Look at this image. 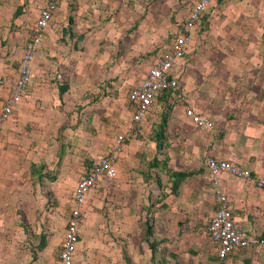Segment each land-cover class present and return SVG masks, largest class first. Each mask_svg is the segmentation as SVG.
<instances>
[{"label":"crops","instance_id":"1","mask_svg":"<svg viewBox=\"0 0 264 264\" xmlns=\"http://www.w3.org/2000/svg\"><path fill=\"white\" fill-rule=\"evenodd\" d=\"M194 1L58 0L34 54V85L29 86V95L26 90L13 111L16 110L17 116L22 112L34 113L30 118L34 119V124H42L41 138L50 131L82 133L81 124H98L101 118L102 124L111 125L112 130L105 134L98 127L91 138L96 140L98 152L104 154L108 147L97 141L104 135L113 137L130 119L131 105L126 96L130 110L124 119L117 99L137 84L147 68L168 51L171 39ZM44 2H19L17 12L21 13L14 18V24L20 31L25 26L27 31L24 30L18 41L17 62ZM211 4L213 2L205 8L197 25L205 20L211 29L214 19L207 13ZM26 11L28 24L23 23ZM238 32L231 42L240 39L242 31ZM210 33L198 36L194 32L183 57L174 64L183 99L180 93L168 90L159 94L153 103L158 104L160 113L151 121L158 123L160 116L165 117L162 138H157L162 142L157 159L164 158L165 163L160 165L166 176L169 173L183 175L165 205L157 203L158 207L150 214V234L146 235L144 228L137 226L142 202H134V207L117 208L113 217L116 243L112 247L111 264H223L206 235V223L216 206L203 163L206 147L215 158L236 163L248 172L246 179L222 173L219 189L227 199L234 221L245 233L264 236V187H257L252 181V177L264 176V64L252 68L249 61L253 57L248 52L226 51L225 46H220L218 51L211 50L215 44L225 42L224 37L217 41ZM195 43L197 49L207 50L189 51ZM11 44L12 40H8L0 47V76L17 75L14 68L17 62L10 57L7 63L6 51ZM66 46L72 49L69 53L64 50ZM56 47L62 51L54 53L52 49ZM142 53L147 56L140 60ZM241 61L246 62L240 64ZM135 69H138L136 73ZM110 92L116 94V101H110ZM0 95L1 106L7 96L2 87ZM94 96L100 100L90 102L88 97ZM185 105L210 120L212 128L193 125L184 115ZM146 115L141 131L126 142L123 151L131 150V154H135L143 144L154 147L152 139L155 138L147 123H143ZM77 124L79 126L75 127ZM10 187L11 182H8L5 189ZM8 203L14 204L13 194L5 191L3 198L0 197V264H57L55 251L62 240V229L54 240L46 239L33 258L30 249L22 246L21 226L17 227L16 219L7 213ZM120 203L124 204V199ZM224 263L264 264V249H235Z\"/></svg>","mask_w":264,"mask_h":264},{"label":"rangeland","instance_id":"2","mask_svg":"<svg viewBox=\"0 0 264 264\" xmlns=\"http://www.w3.org/2000/svg\"><path fill=\"white\" fill-rule=\"evenodd\" d=\"M19 2L20 0H0V47L6 45L8 40H12L10 50L6 51V56L9 58L7 63L10 57L17 62L15 59L18 55V41L26 30L23 26V31H20L14 24V18L21 13L17 12L18 6H21ZM212 2L207 13H210V18L214 19L213 26L211 29L208 28V22L203 20L193 31L198 36H207L210 31L217 41L221 36L224 37L225 43L215 44L214 49L211 50L218 51L220 46H225L226 51L248 52L253 57L248 60L252 68L263 66L264 0H211L210 3ZM219 4L226 6L219 8L220 6L217 7ZM227 9L229 12L225 11ZM23 18V23L28 24L30 19L27 11ZM221 20H225V24L220 25L218 22ZM222 27L223 33H220ZM238 31L243 33L239 35L240 39L231 42L239 34ZM191 48L189 51L192 52L207 50V48L197 49L196 43ZM52 50L54 53L62 51L57 47ZM64 50L69 53L72 49L66 46ZM145 56L147 53H142L138 58L142 60ZM245 62L241 61L240 64ZM17 64L14 68L18 70ZM137 70L135 69L134 72L136 73ZM4 76L9 77V75ZM31 85H34V57L31 62V79L26 87L28 95ZM111 94L110 101L113 99L116 101V94ZM124 95L126 96V92L117 99L121 111L123 110V119L128 117L130 110ZM88 98L90 102L100 100L97 96ZM157 105L155 103L151 106L143 122L147 123L152 137L155 131L161 130L160 125L151 121L160 113ZM12 113L4 122L0 132V186H2L0 197L3 198L5 191L13 194L14 204L6 205L7 213H11L16 219L17 227L21 226L19 229L22 230V246L29 248L30 256L33 257L46 239L54 240L60 229L63 235L73 185L87 171L91 161L102 154L95 146L96 140L91 138L93 132L98 127L104 130L105 134L112 129L111 125L109 127L103 125L100 118L98 124L93 122L81 124L82 133L55 134L50 131L41 138L42 124H34V119L30 118L34 113L28 115L22 112L20 116L16 115V110ZM77 126L79 124L75 125ZM111 141L112 136L104 135L97 143L108 147ZM152 142H155V139H152ZM143 145V148L136 150L135 154H131V150L122 151L115 162V176L100 180L87 194L81 207L73 264H111L112 247H115L114 242L116 243L113 217L118 211L117 208L129 205L134 207V202H142V205H139L140 216L137 226L145 229V224L151 225L150 214L158 207L156 204L165 205L174 193V183L177 179L166 176L160 165L164 158L160 156L157 159L161 147L158 148L156 143L154 147ZM8 182H11L12 187L5 189ZM123 199L124 204L120 203ZM57 252L58 249L55 251V261Z\"/></svg>","mask_w":264,"mask_h":264},{"label":"built area","instance_id":"3","mask_svg":"<svg viewBox=\"0 0 264 264\" xmlns=\"http://www.w3.org/2000/svg\"><path fill=\"white\" fill-rule=\"evenodd\" d=\"M58 0H45L39 7L28 39L24 42L18 61L17 75L13 78L0 76V87L6 90L7 96L0 106V131L3 123L12 115L15 105L26 92L31 79V62L37 47L40 46L49 20ZM211 0H196L187 10L181 29L171 39L169 49L146 70L142 79L126 92V100L131 105L128 124L123 130L113 135L107 151L94 158L87 171L75 182L70 200V208L64 223L62 240L57 252V264H73L78 242V225L81 217V207L89 191L102 179L115 176V162L125 148L126 142L139 134L141 123L153 105L156 97L168 90L180 93L181 86L174 74V64L181 59L192 39V31L199 23L202 13ZM184 115L198 128L211 129L210 120L195 113L189 106H184ZM203 163L209 176L211 191L216 200V206L206 223V235L215 245L218 260L223 264L227 255L235 249L262 248L264 236L247 235L241 225L234 221L227 199L219 189V178L227 173L237 179L249 177L236 163L215 158L208 147L204 150ZM257 187H264V176L252 177Z\"/></svg>","mask_w":264,"mask_h":264},{"label":"trees","instance_id":"4","mask_svg":"<svg viewBox=\"0 0 264 264\" xmlns=\"http://www.w3.org/2000/svg\"><path fill=\"white\" fill-rule=\"evenodd\" d=\"M157 125H160L161 130L159 132L155 131V133L153 135L155 137L156 146L158 148H160V147L162 148V142L158 141L157 138H162V135H163L162 132H163V129L165 127V117L163 118L162 116H160V121L157 123ZM164 163H165V161L163 160L161 164L163 165ZM169 174L170 175H168V176L171 177L172 179H177L176 182L174 183V190H175V186L183 174L182 173H177V174L176 173H169ZM150 228H151V226H148L145 224L144 231H145L146 235L150 234V232H151ZM150 248H152V247H150Z\"/></svg>","mask_w":264,"mask_h":264}]
</instances>
